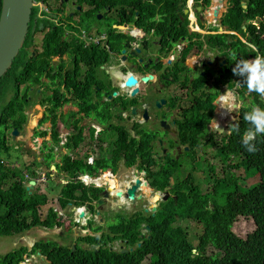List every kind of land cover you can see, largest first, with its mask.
<instances>
[{"label":"flooded vegetation","instance_id":"af4514ba","mask_svg":"<svg viewBox=\"0 0 264 264\" xmlns=\"http://www.w3.org/2000/svg\"><path fill=\"white\" fill-rule=\"evenodd\" d=\"M235 4L236 0H32L22 49L7 80H0V188L7 194L9 184L25 190L33 183L31 193L25 191L29 197L49 199L46 192L58 188H48V183H55L62 187L57 211L59 235H66L64 246L94 250L97 245L86 240L92 238L114 252L135 251L126 239L135 233L141 240L150 239L151 224L163 204L173 200L170 215L173 210L177 214V194L184 192L179 187L193 174L195 179L197 170L180 182L181 175L198 159L222 163L221 152L236 132L233 128L240 127L243 106L264 109V98L249 93L232 72L237 60L261 57L248 29L240 33L225 24ZM2 11L0 0V21ZM129 77L137 80L131 89L126 87ZM213 122L219 130H213ZM208 148L217 155H210ZM9 154L11 163L3 158ZM143 154L149 155L147 162ZM133 155L139 160L128 166ZM220 165L209 169L215 184ZM5 166L11 169L9 184L4 181ZM175 166L169 190L159 191L155 177ZM126 174L132 178L119 182ZM137 183L139 200L116 197ZM70 188L73 200L66 203L64 193ZM206 190H196L202 201L208 200ZM80 212L83 219L78 218ZM14 218V213L9 216ZM188 221L191 218L176 216L173 227L188 234L182 226ZM29 231L3 237L17 238L18 249L27 248L23 264L32 256L33 245H27L31 239H25ZM9 264H15L14 256Z\"/></svg>","mask_w":264,"mask_h":264},{"label":"trees","instance_id":"16d2710c","mask_svg":"<svg viewBox=\"0 0 264 264\" xmlns=\"http://www.w3.org/2000/svg\"><path fill=\"white\" fill-rule=\"evenodd\" d=\"M246 15L251 22L247 27L248 32L256 40V47L261 57H264V0H236L234 10H230L225 18V24L232 30L242 33L243 19ZM9 75L8 72L2 81L7 80ZM242 86L247 89L243 82ZM214 108L213 106L210 113ZM203 127L205 130L204 125ZM248 127V123L242 118L239 131L228 137L225 151L221 152L223 172L229 170V174H225V178H218L219 182L215 184L213 194H217V190L223 187L231 190L226 194L225 205L222 208L208 205L209 200L200 201V195L196 192L198 186H194L195 179L190 176V179L179 187L181 189L183 186L184 192L181 194L179 191L177 194L178 200L174 207L177 214H174L173 210L170 215L173 200H169L162 205V210L151 224L153 232L150 239L141 240L137 237L138 233L126 239L132 247H136L135 251L114 252L104 245H99V239L86 238L90 244L97 245V248L84 250L76 246L75 251H72L70 247L60 246L53 240H39L34 243L31 255L40 253L48 264H145V262L146 264H264V134L258 135L255 140L258 150L249 153L241 143ZM198 142L196 138L195 144L198 145ZM231 154L236 158H231ZM142 157L144 162L150 159L148 154H143ZM231 159H236L237 162L229 164ZM138 160L136 155H133L127 159V164L135 165ZM226 164L228 168L224 167ZM1 166L3 165L0 164ZM4 168V181L9 184L11 169L7 166ZM176 169L177 166L172 168L170 173H162L155 177L156 181H160L157 188L159 191L169 190V183ZM235 172H243L247 179L236 176ZM257 177L259 182L250 190L244 191L240 188V181L245 184L251 178ZM9 186L7 194L0 188V211L3 212L0 214V236L20 235L35 228L51 230L61 226L58 221L59 214L54 207L46 211V216L41 213L48 204L47 197L39 195L28 198L25 197L26 192L20 184H9ZM73 192L74 189L70 188L64 193L66 203L73 200ZM190 201H193L191 205H189ZM25 212L29 215L25 216ZM13 213L16 218L10 220L9 216ZM176 216L191 218L202 226V233L197 238L196 246L190 242L189 234L183 228L173 227ZM240 219L252 221L255 227L254 232L245 239L233 232L235 223ZM108 240L112 239L108 238ZM139 243L142 244L140 247ZM27 252V248L11 252L1 257L0 264H9L12 256L15 257V264H23V256Z\"/></svg>","mask_w":264,"mask_h":264},{"label":"rangeland","instance_id":"374dc122","mask_svg":"<svg viewBox=\"0 0 264 264\" xmlns=\"http://www.w3.org/2000/svg\"><path fill=\"white\" fill-rule=\"evenodd\" d=\"M197 3H198V1H197ZM249 25H251V22H249V20L247 19V15H246V17L243 19V31L245 29H247V27ZM212 29H214V28H212ZM255 106H258V105L255 104ZM249 109H250V104L243 106V111H246V110H249ZM208 149L210 151H213V152L209 153L210 155H212V156H216L217 155V151L216 150L210 149V148H208ZM3 158H5L6 162L11 163V154L6 155ZM220 159L222 160L221 157H220ZM234 162L236 163L237 160L236 159H234V160L231 159L229 164L230 163H234ZM216 164H221L219 166V168H218V173L219 174L217 175V177L218 178H225V174H229V170H228V172L226 170V172L224 173L223 169H222V163H220V161L218 159L208 158V159H205L204 161H202L201 159H198L196 164L193 167H190L189 170H186V172L181 175L180 182L183 181L187 177L188 173L196 172V170H197L196 175H195L194 186L195 185L196 186L199 185L198 187L200 189H202V191L207 189L206 192L210 195L208 197V200H209L208 205H214V206H218V207L222 208L225 205V196H226V194L230 193L231 190L230 189H224V187H223V188H220L219 190H217V194H213L214 193V185H215V183L213 181H210V177H212V172H210L209 169L216 170ZM224 167L228 168L227 164L224 165ZM232 173H234V172H232ZM126 175L129 176V177H126ZM126 175L121 176V178L118 181L121 182L122 180L124 181V180H129V178H132V175H130V174H126ZM235 175L236 176L238 175L241 178L243 177L244 179H247L246 175H244L243 172H238V173L235 172ZM193 177H194V174H193ZM258 182H259V179L257 177V178H251L245 184H243V182L240 181L239 184H240V188L243 189L244 191H246V190H250L251 188L256 186V184ZM204 184H207V185L204 186ZM54 187L58 188L57 192H51V191L46 192L48 194V196H49L48 204H46L44 206V208L42 209V211H41V213L44 214L45 216H46V211H48V209L50 207H54L55 210L57 211L58 196H60V194H61L62 187L58 186L57 184L52 183V182L48 183V188L52 189ZM149 195H150V193H147V196L145 197V199H147L149 197ZM33 196H34V194H33ZM25 197H29V195L26 193ZM199 200L202 201V198H200ZM192 203H193V201H190L189 205H191ZM186 224L188 225V227H187ZM182 226H185L186 228H188V231H189L188 234H189L190 242L193 245L196 246L197 242H198L197 238L202 233V226L199 225L198 223H195L194 221H188L187 223L186 222L182 223ZM254 228L255 227H254L252 221L247 220V219H240V220H238L235 223V226L233 228V232L236 235H238L239 237L245 239V238H247L249 235H251L254 232ZM60 230H61L60 228H56L55 231L51 232L52 234H50L49 233L50 231H44L41 228L40 229L39 228L33 229V230L29 231L27 233L26 237H25V239L26 238L28 240H29V238L31 239L30 243L28 242L27 245L28 246H31V244L34 245V243L39 241V240H53L56 243H58L60 246H64V244H66V242H65L66 235L65 236L61 235L60 236L59 235ZM82 234H84V232H82ZM17 242H18L17 238H13V239L12 238L11 239L7 238L6 239V238L1 237L0 238V250H1L0 255H4L5 253H8V252L13 251L15 249H18L19 246H18ZM4 246H6V248L8 246H10V248L8 249L7 252H4L2 250L4 248ZM209 252H210V250H209ZM146 263L147 262H145V264ZM26 264H47V263L43 262L41 260L40 256L33 255V256L30 257V259H28V262Z\"/></svg>","mask_w":264,"mask_h":264},{"label":"water","instance_id":"95a60500","mask_svg":"<svg viewBox=\"0 0 264 264\" xmlns=\"http://www.w3.org/2000/svg\"><path fill=\"white\" fill-rule=\"evenodd\" d=\"M32 9V0H3V11L0 21V80L10 69L13 61L22 49V45L27 35L28 25L30 21V14ZM220 9L214 12L215 20L217 21ZM137 85L135 78L129 77L126 82V87L131 89ZM138 93V90H134L133 95ZM217 104H220L217 102ZM217 120V116L214 121ZM222 131V130H220ZM16 132L14 131V136ZM33 183L25 189L27 193H31L33 190ZM141 184L137 183L136 186L130 188L126 195L118 193L116 197L131 200L135 202L137 198ZM169 195H166L164 201L167 202ZM156 212V209H154ZM84 212H80L79 219H83ZM74 250V249H73ZM72 250V251H73ZM40 256V255H39ZM44 261V260H43Z\"/></svg>","mask_w":264,"mask_h":264},{"label":"clouds","instance_id":"9594fccd","mask_svg":"<svg viewBox=\"0 0 264 264\" xmlns=\"http://www.w3.org/2000/svg\"><path fill=\"white\" fill-rule=\"evenodd\" d=\"M232 72L235 76L241 78L240 81H242L243 84L246 85L249 93L255 92L256 94H258V96L264 98V57L255 56L254 59L251 60H237L235 66L232 68ZM232 107L236 108L238 107V105L233 104ZM243 118L248 123L249 127L244 132L241 143L245 147V150L247 152L255 153L258 150L255 144V140L258 135L264 134V109L255 107L250 112L245 113ZM213 124H215V128L213 130L220 129L218 123L213 122ZM233 131L238 132L239 127H234ZM56 228L59 227L57 226ZM42 230L48 231L50 229ZM35 255H40L41 260H44L43 262L47 263L46 259H44V257H42L40 253H37Z\"/></svg>","mask_w":264,"mask_h":264},{"label":"bare ground","instance_id":"6f19581e","mask_svg":"<svg viewBox=\"0 0 264 264\" xmlns=\"http://www.w3.org/2000/svg\"><path fill=\"white\" fill-rule=\"evenodd\" d=\"M254 57H255V56H253L251 59H254ZM251 59H250V60H251ZM227 101H228V100L225 98V99H224V102H227ZM224 110H225V116H227V115L229 114V110L226 109L225 107H224ZM35 122H36V121H35ZM241 128H242V127H241ZM110 184H111V186H114L113 182H111ZM142 192H143V193L145 192V189H144V188L142 189ZM142 192H141V193H142Z\"/></svg>","mask_w":264,"mask_h":264}]
</instances>
